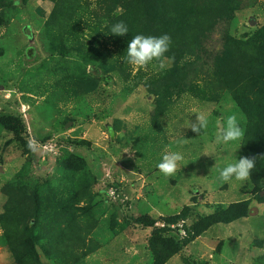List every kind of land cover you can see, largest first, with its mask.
I'll return each mask as SVG.
<instances>
[{
	"label": "rangeland",
	"instance_id": "1",
	"mask_svg": "<svg viewBox=\"0 0 264 264\" xmlns=\"http://www.w3.org/2000/svg\"><path fill=\"white\" fill-rule=\"evenodd\" d=\"M173 1L0 0V264H264V0ZM137 34L171 37L163 69L125 62Z\"/></svg>",
	"mask_w": 264,
	"mask_h": 264
},
{
	"label": "clouds",
	"instance_id": "2",
	"mask_svg": "<svg viewBox=\"0 0 264 264\" xmlns=\"http://www.w3.org/2000/svg\"><path fill=\"white\" fill-rule=\"evenodd\" d=\"M110 31L112 35L124 36L129 30L123 22H118L111 27ZM170 44L171 37L167 34L159 37L137 34L128 43L124 60L134 71L146 69L149 64L163 69L165 67L163 60L165 54L169 51ZM243 121L244 117L242 114L239 116L237 113L228 115L218 128L215 142L224 145L230 143L239 144L245 135V129L241 126ZM208 123L207 116L201 112L195 114V120L188 123V128L199 136L201 132L206 131ZM183 160L184 156L182 153L172 151L171 146H166L165 154L156 167L165 177H171L177 172L179 164ZM255 167V157L234 159L219 170L217 179L220 183H229L230 181L244 182L250 178L251 172Z\"/></svg>",
	"mask_w": 264,
	"mask_h": 264
},
{
	"label": "trees",
	"instance_id": "3",
	"mask_svg": "<svg viewBox=\"0 0 264 264\" xmlns=\"http://www.w3.org/2000/svg\"><path fill=\"white\" fill-rule=\"evenodd\" d=\"M178 6L179 5L176 4V0H175V1H173V2L170 3V6L169 7H167L169 10H171V13H172V15L174 16L175 19H180V15H183L185 13V11L182 8H177ZM255 91H256V89H251V91H250L251 92L250 98H253L255 96ZM262 114H264V104H262V106L260 107V109L257 110V115L258 116H257V118H256L257 120L255 122V124H256L255 125L256 130H258L259 126L261 125V124H259V120L261 119V120L264 121V118L261 117ZM261 130H263V132H261ZM254 136H255V138L257 136L260 140L263 141V139H264V128H261V129L259 128V130L257 131V134H256V131H255V135ZM250 137L252 139H255L252 136H250ZM244 153H245L246 157H249V158L253 157V156H251L250 153L246 152V150H244ZM261 155H263V154H261ZM252 175H254V174L251 172V176ZM260 176H261V174H259V176H258V180L259 181H260V179H259ZM258 180H255V182L258 184V188H256V191L257 192H261V194H259V196L255 197V199L257 201H264V183L263 182H259Z\"/></svg>",
	"mask_w": 264,
	"mask_h": 264
}]
</instances>
